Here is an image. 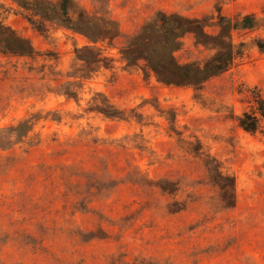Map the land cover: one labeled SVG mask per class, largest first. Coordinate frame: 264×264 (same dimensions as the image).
<instances>
[{
  "label": "rangeland",
  "instance_id": "rangeland-1",
  "mask_svg": "<svg viewBox=\"0 0 264 264\" xmlns=\"http://www.w3.org/2000/svg\"><path fill=\"white\" fill-rule=\"evenodd\" d=\"M19 1L0 0L31 48L0 44V264H264V118L238 124L264 99V0H70L85 31ZM160 14L186 27L164 75L130 51ZM228 45L225 73L166 82Z\"/></svg>",
  "mask_w": 264,
  "mask_h": 264
},
{
  "label": "trees",
  "instance_id": "trees-1",
  "mask_svg": "<svg viewBox=\"0 0 264 264\" xmlns=\"http://www.w3.org/2000/svg\"><path fill=\"white\" fill-rule=\"evenodd\" d=\"M18 3L22 8L33 12V14L38 15L43 20H57L63 25L78 31H85L86 29V24L84 22L73 24L69 15L70 0H62L59 6L50 8L34 1L22 0ZM219 23L225 24L227 20H225V17H220ZM258 23L259 21L257 18L253 14H250L237 20L233 28L251 31L257 28ZM1 27L0 44L3 45L2 50H4L5 53L24 55L31 50L26 41L10 33L9 35L6 31L1 32ZM184 28L186 29L177 16L160 14L158 26H153L148 29L145 36L137 41L130 48V51L145 50L147 57L152 60L153 65L151 68L156 73L164 75L168 70L167 67H169L167 63L173 59L172 52L177 48L176 40L181 36V32ZM7 31L9 32V30ZM258 47L259 50L264 53V42H258ZM241 55L242 51H234L233 47L228 45L210 57L203 66L193 64L179 65L172 62L173 68L171 69V74H173L174 79L168 78L166 82L181 84L184 81H189L193 84H201L211 77L219 76L228 71ZM251 101L253 102V111L245 112L242 117L239 118L238 124L246 132L257 133L261 128L259 116L264 118V99L259 92H253Z\"/></svg>",
  "mask_w": 264,
  "mask_h": 264
}]
</instances>
